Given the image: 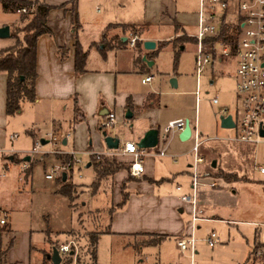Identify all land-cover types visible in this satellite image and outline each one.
Wrapping results in <instances>:
<instances>
[{"label": "rangeland", "instance_id": "374dc122", "mask_svg": "<svg viewBox=\"0 0 264 264\" xmlns=\"http://www.w3.org/2000/svg\"><path fill=\"white\" fill-rule=\"evenodd\" d=\"M4 1L0 0V25L11 22L8 25L18 35L17 38H13L12 44L6 47L11 48L16 46L18 40L23 38L24 34L21 29L26 24L27 19L20 13L6 9L3 5ZM111 1H89V5L92 7L90 9L91 14L96 17L107 14L106 7ZM130 2L131 6L135 8L136 15L141 18L144 17L145 6L147 8L146 0H130ZM165 3L170 5L172 15L174 12L177 13L179 21L186 25L188 32L194 33V9H196L197 0H165ZM130 10L131 7H128L124 11L123 17H129L127 15H129ZM167 20L170 23H160L161 25L156 27L158 36L164 35V37H167L175 33L177 37L187 33L176 18ZM176 25H178V28ZM137 30L135 28L132 33L139 35V30ZM174 37L172 41H174ZM10 43V38H0V49ZM184 47L183 50H177V52L173 42L168 43L165 47H155L152 50L155 55L153 60L155 65L151 67L152 70L150 72L153 74V82L142 83V79L148 76L145 73H130L122 78L124 79L123 84L132 91L140 92L154 89L161 95L162 106H167L165 111L167 116L187 115L193 126L198 118L197 120L200 121L203 127L205 123L209 122L212 114L219 113V109L224 106L229 108V113H235L237 109L236 77L230 74V66H226L227 64L223 65L221 66L223 67L222 69L216 65L214 76L212 72L206 70L198 84L194 69L195 45L192 42H187ZM132 48H136V46ZM173 78L179 82L176 87L171 83ZM211 78H214V82L210 81ZM198 86L200 93L196 97L194 91ZM215 97L220 99L219 104L213 103ZM35 110L30 104L25 103L22 113L7 116L5 127L6 146L5 148H0L6 152L5 154H0V209L9 212V218L6 228L0 225V252L4 253L2 257L6 255L4 257L5 264H42L43 252L45 255L52 254L53 248L69 241H74L79 252L77 263L87 264L90 261V236L96 234V232L100 233L107 230L110 211L113 206H117L113 203L115 184L117 182L114 181V175L109 176L103 180L98 190H94L91 183L94 180L93 168L86 167L90 157L85 154L86 151L81 148V145L83 147L87 145L88 147L92 142L94 147H98L97 135L95 134L97 129H94L93 122H82L75 131L74 126H70L69 122H65L62 125V132L72 131L73 134L70 145L65 147V149L74 148L71 143H73V137H75L80 144L75 147L78 151L77 156L83 160V164L76 165L74 172L68 176V183H72L76 187V197L71 200L60 193L59 191L63 185L61 181L63 176L60 177L58 173L54 179H48L46 178V173H49L54 165L69 161V157L58 153L31 154L30 151L33 150L38 137L33 138L29 135L27 129H31L33 125L38 129L40 128L42 130L40 137L42 138H45V135L51 129L52 131L56 130V127L53 129L51 123L45 120L47 115L42 118L39 116L36 119L37 112ZM115 113L117 123L114 127L108 128L107 132L111 133L113 128L118 129L122 143L128 138L138 143L149 131L146 128V117L148 116L140 115L133 119H127L125 117L126 112L120 110V112L117 111ZM36 121L38 122L34 124ZM217 126L218 131L212 134L211 137L213 138L221 140L223 138L226 139L228 136L234 137L236 135V131L232 128L228 129L221 126L219 117L217 118ZM175 133L177 134L178 131ZM13 134H18V138L11 140V135ZM171 136L172 134H170ZM165 139H167V134L162 127L160 129L159 142L155 149H163L166 146ZM227 140L239 142L234 139L227 138ZM250 146L255 148V151L244 162L247 176L239 181L237 185L239 188L237 196L241 212L240 219L246 222L264 223V174L260 173L258 169L260 166H264V144L255 145V143H252ZM50 147L48 143L44 146V149L48 150ZM175 148L171 147V150H175ZM203 148L204 145L202 146V151ZM205 148L207 150V147ZM24 150H27L30 156L36 155L37 159L35 161H41L34 165L31 177L28 179L23 172L30 171V163L27 162V168H23V164L26 161L15 159V156H11L17 153L20 158H24L26 156ZM9 152H12V154ZM44 157L46 158L45 163L42 161ZM152 158L155 160L158 175L169 178L168 184L170 187H175L179 183L182 187L188 186L190 190L186 192L190 193L193 177L184 171L193 173V168L186 165L187 162L192 163V156L188 155L180 159L182 160L181 164L179 162L177 166L171 169L164 166L160 157ZM116 159L130 166L131 159L129 157L118 156ZM13 161H18L19 164ZM231 163L233 164L232 161ZM7 164H9L8 168H6ZM180 168H182L181 171L183 172L178 174ZM122 171L127 172L126 178H130V181L136 178L130 174L129 169ZM205 174L207 175L208 173ZM210 176L213 175L210 174ZM228 178L230 179V177ZM215 179L218 180L217 178ZM218 182L220 181L218 180ZM98 194H102V197L105 198L103 203H96L95 199ZM216 227L197 223V228H200L199 231L197 229L198 233L196 235L198 240L196 251H199L197 264H217L220 261L223 264H230V260L232 264H235V261L241 258L245 251L248 253L244 236L252 243L250 227L242 226L237 228L236 226H227L231 229L230 236L226 226H222L225 227L223 230ZM48 230H50V233H45ZM213 231L217 233L220 242L215 248H210L205 242V238ZM156 239L158 238L144 237L137 240H125L114 238L113 236H101L98 238L96 246V264H191L181 254L180 250L176 248L177 243L167 242L163 245L160 242H155ZM225 245H228V248L222 249ZM246 258H248L247 255H245ZM211 260L213 262L209 263ZM249 264H253V261Z\"/></svg>", "mask_w": 264, "mask_h": 264}, {"label": "crops", "instance_id": "0c3cea01", "mask_svg": "<svg viewBox=\"0 0 264 264\" xmlns=\"http://www.w3.org/2000/svg\"><path fill=\"white\" fill-rule=\"evenodd\" d=\"M43 1L53 6V8L47 19V24L51 33L42 35L38 41L37 99L34 102L23 101L21 109L15 114L22 113L24 104L28 103L32 108L36 109V119L39 116L42 118L47 115L45 120L51 123L53 129L56 127L55 129L61 132L63 128L62 125L65 122H69L70 126H74L75 131L82 122H93L94 129H97L95 134L97 135L98 147H94L91 142V147L89 145L88 147L87 145L85 147L81 145V148H83L84 151L91 150L95 152H105L109 149L104 141V130L101 124L110 112H120V110L127 112V110H131L133 117L130 119L140 115L148 116L146 117V128H148V130L152 128L160 130L162 127L164 128L169 121L180 117L189 119L187 115L182 114L173 117L167 116L165 113L167 106H162L160 99L161 95L154 89L140 92L132 91L123 84L124 79L122 78L130 73H145L149 75L152 70L151 67L155 65V61H153L155 55L152 51L153 49H146L144 44L140 48L130 47L128 39L135 29H125L118 25L135 26L139 30H137L139 32V40L143 42L145 40H154L156 42V47H165L175 36V33L167 37H164V35L158 36V33H156V27H159V25H161L160 23H170L167 19L174 20V18H176L177 21L183 25L184 31L187 32L189 36L195 33L188 32L186 25L179 21L176 12L172 15L170 5L165 3V0H146L147 8L145 6V12L143 13L144 17L142 18L136 15L135 8L131 6L130 0H112L106 7L107 14L101 17H96L94 14H91L90 9L92 7L89 5V1L91 0ZM128 7H131L129 15H127L129 17H123L124 11L127 10ZM198 7L199 0H197V6L196 9H194L195 21L193 26H195V31ZM8 24H11V22ZM3 25L6 24L3 23L0 26ZM111 25L115 26L109 28ZM8 38L11 39V43L1 49L12 44L13 38ZM77 39L83 49L88 52L86 70L80 75L76 73ZM161 43L165 45L161 46ZM193 44L195 45L196 56V44ZM145 56L148 57L149 62L143 59ZM150 61H153V65L150 64ZM216 65L222 69L223 67L221 66L223 65L230 66V74L235 76L236 61L234 58L218 59L210 65V67L207 66L209 68L206 67L204 72L209 70L214 76ZM153 79L151 82H153ZM210 81L214 82V78H211ZM178 83L177 80V86L179 85ZM7 86V72H0V148H5L6 146L5 127L7 124V116L15 115H8L6 111ZM194 92L197 97V88ZM129 99H131V108L128 107ZM219 103L220 99L219 102L215 104ZM217 114H212L209 122L205 123L203 127L200 121L197 120L203 137L200 151L205 157V162L202 164L203 166H201V171L204 174H209L211 172L210 174L213 175L210 176V174H207L205 179L217 178L220 181V186L216 188H209L207 186L200 187V207L204 209L203 217L205 220L199 223L213 225L214 227L217 226L222 230L225 228L222 226H236L237 228L242 226L250 227L252 243L244 236L248 253L245 251L244 255L235 261V264H249L251 261H247L257 243V224L260 223L246 222L240 219L241 212L237 196L239 188L237 185L239 181L247 176V169L244 168V162L248 160L247 157L251 156V153L254 154L255 148L251 147L250 144L252 143L249 142H230L227 140L230 136L221 140L211 137L212 134L218 131L217 118L219 117V121L221 122V117L223 115L220 109ZM229 114L237 116L236 111L235 113H229L228 111L225 115ZM37 122L38 121L34 122V124ZM89 129L91 131L90 126ZM232 129L236 131L234 127H232ZM41 131L40 128L38 129L34 127V125L31 129H27V132L33 138L40 137ZM180 132L181 131L177 134L172 133L171 137L170 134H168L167 139H165L166 146L160 149L176 154L177 156L175 158L172 156H154L160 157L166 168H174L179 162L181 164L182 160L180 159L188 155L191 156L190 150L192 146L190 145H193V140H182L180 138ZM108 134L119 137L121 144L125 142L122 143L120 131L116 128H113V131ZM73 138V143L71 144H73L75 148L80 144L75 137ZM70 140L67 142V146L70 145ZM127 140L132 139L128 138ZM203 145L204 148L202 151ZM171 147L176 148L175 150H171ZM205 147H207V150ZM149 149L156 152L160 151L159 149H155V147ZM24 151L26 152L24 158H20L17 153L11 156H15V159H22L30 163V171L23 172L28 179L31 177L34 165L41 161H35V159H37L36 155L30 156L27 150ZM45 157L42 160L44 163L46 162ZM152 157L153 156L146 157L145 173L142 177L135 178L127 183V190L129 192L128 200L122 208L115 210L112 214V233L101 234L100 237L113 236L114 238H122L125 240H137L144 237L163 236L165 239L160 243L164 245L167 242H174L173 244L178 243L181 239L191 235V204L183 202L180 198L183 193H189L186 191L190 189L188 186L182 187L179 183H177L175 187H170L168 184L170 181L169 178L165 176L160 177V175H158L155 160ZM15 163H18V161ZM88 163H91L90 160ZM186 165L191 168L192 163L190 164L187 162ZM87 168H93L94 171V167L92 166H88ZM181 169L182 168L178 170V174L183 172ZM184 172L192 175L191 172ZM223 172L235 174L242 179H226L221 175ZM260 173L262 172L260 171ZM93 175V178H95V171ZM126 177L127 172L124 171H120L114 175V181L117 182V184H115L113 203L116 205L122 200L121 184ZM178 186H181L180 190L177 189ZM95 200L96 203H103L105 198L102 197V194H98ZM7 226L8 222L6 225H3L5 228ZM197 229L198 231L200 230V228ZM198 231L196 230V235ZM230 231L231 229L227 227L229 236ZM45 233L49 234L50 230ZM176 248L180 250L178 244H176ZM226 248H228V245H225L222 249ZM180 252L191 264H197L199 261V251H196V256L193 261L190 259L188 253H182L181 250ZM50 255L52 254L45 255L43 252L42 264H44L46 256L48 257ZM245 255H247L248 258L245 259ZM4 257H6V255ZM4 257L0 258V264H5ZM212 262L213 260L209 263ZM217 264H223V262L220 261L217 262ZM230 264H232L231 260Z\"/></svg>", "mask_w": 264, "mask_h": 264}, {"label": "built area", "instance_id": "2783aa9c", "mask_svg": "<svg viewBox=\"0 0 264 264\" xmlns=\"http://www.w3.org/2000/svg\"><path fill=\"white\" fill-rule=\"evenodd\" d=\"M35 5H25L17 9V13L30 14L34 11ZM225 26L230 27L225 39H217L223 33ZM196 38V56L195 69L198 84L202 74L207 66L212 65L218 59L234 58L236 61V115L232 116L235 122L236 135L228 137L242 142L255 144H264V0H199L197 12L196 31L192 34ZM140 39L136 33H131L128 41L131 47H135ZM153 74L142 79L144 84L150 83ZM200 89L197 88L199 96ZM218 103V97L213 99ZM223 115L227 114L229 108L221 107ZM226 116V115H225ZM117 116L115 112H110L101 126L104 131L115 126ZM186 124V118L180 117L168 122L164 127V132L168 134L181 131ZM191 140L193 145L190 150L192 156L193 181L190 193H183L181 200L191 204V222L192 233L189 237L178 241V247L182 253H188L193 261L196 256V230L197 223L204 221V209L200 207L199 190L201 186L216 188L220 182L215 178L205 179L206 174L202 173L201 165L205 162V157L200 151L203 143L202 132L196 119L195 124H191ZM72 131H50L45 138H36L35 146L31 152L34 153H58L68 155L69 161L63 164H56L46 178L54 179L58 174L60 177L64 173L70 176L74 172L76 165H82L83 160L77 156L78 151L75 148L65 149L67 142L72 138ZM18 138V134L11 135V139ZM43 140L46 143H43ZM66 141V143H64ZM50 144V149L45 150L44 146ZM0 149V154H5ZM8 153V152H7ZM12 154V152H9ZM89 157L106 155L112 157L126 156L131 159L129 172L133 177L140 178L145 173V161L148 156H172L166 150L154 151L149 148H142L134 140H126L118 149H108L105 152H95L87 150L85 152ZM7 164L6 168H8ZM27 162L23 168H27ZM87 167V166H86ZM260 171L264 173V166H260ZM4 175V174H3ZM177 189H181L178 186ZM9 218V212L0 210V225H6ZM257 243L251 255L253 264H264V223L257 224ZM205 242L210 248H215L220 239L215 231L205 238ZM58 251L62 260L72 257L73 264H78L79 252L74 241L58 246Z\"/></svg>", "mask_w": 264, "mask_h": 264}, {"label": "trees", "instance_id": "16d2710c", "mask_svg": "<svg viewBox=\"0 0 264 264\" xmlns=\"http://www.w3.org/2000/svg\"><path fill=\"white\" fill-rule=\"evenodd\" d=\"M34 4L35 8L34 11L30 14H22L25 19H27L26 24L21 29L24 36L22 39L18 40L16 46L11 48L2 49L0 51V72H7L8 74V86H7V102H6V111L8 115H13L17 113L21 107L23 101L34 102L37 99V92H36V81L38 78V69H37V47L39 38L47 33H51L50 28L47 24V19L49 13L53 6L47 4L43 0H5L3 5L6 9H10L12 12H16L18 8ZM115 25H111L110 27H114ZM117 26V25H116ZM123 28H132L135 29V26L132 25H118ZM178 28V25H176ZM230 27L225 26L223 29V33H221L220 37L215 38L217 39H225V35L229 32ZM11 37L17 38L18 35L15 34V31L11 30ZM170 42V41H169ZM174 46L177 50H183L184 45L187 42L196 43V38L193 36H189L187 33L184 35H178L174 37ZM144 44L143 41L138 40L136 47H141ZM166 44V42H165ZM161 43V46L165 45ZM179 52L177 53L176 60L178 57ZM88 58V52L83 49L79 40L77 39L76 43V73L82 74L86 70V61ZM148 59V57H147ZM149 60V59H148ZM131 99H129L128 107L131 108ZM91 166L94 167L95 171V178L92 182L94 190H98L102 185V182L105 178L115 175L116 173L122 170H128L129 166L125 165L124 163L118 161L116 157L112 156H100L97 157L96 155L90 156ZM224 178L229 179L228 177L234 179H242L239 178L235 174L231 173H222L221 174ZM63 185L60 189V193L66 195L69 199L73 200L76 196V187L72 183H68V179L66 181L62 180ZM130 181V178H126L123 181L121 186L122 190V200L117 206H113L110 211L109 217V226L107 227L106 231L96 232L90 236V252H89V260L87 264H96L97 260V251L96 246L98 242V238L101 234H111V218L112 214L115 210L122 208L129 196V192L127 190V183ZM155 242H162L165 237L160 236L157 237ZM150 243V242H149ZM253 252V251H252ZM248 258V261H251V255ZM2 257L3 253L0 252ZM44 264H52L51 259L46 256L44 260ZM61 264H73V258L68 257L62 260Z\"/></svg>", "mask_w": 264, "mask_h": 264}, {"label": "water", "instance_id": "95a60500", "mask_svg": "<svg viewBox=\"0 0 264 264\" xmlns=\"http://www.w3.org/2000/svg\"><path fill=\"white\" fill-rule=\"evenodd\" d=\"M11 37V27L6 24L3 26H0V38H8ZM144 47L148 50L154 49L156 47V42L153 40H145L144 41ZM145 61L149 62L147 57L145 56L143 58ZM150 64L153 65V61H150ZM171 83L173 86H177V80L175 78L171 79ZM133 117V113L131 110H127L126 112V118L130 119ZM221 125L224 128H232L235 126V122L233 120L232 115H222L221 117ZM159 134L160 130L156 128L150 129L143 138L140 139L138 142V146L142 148H153L156 147L159 142ZM192 134V126L190 119H186L185 127L180 132V138L182 140H188L191 138ZM261 134L264 136V131L261 132ZM104 141L109 149H118L121 145V140L119 137L113 136L108 134L107 131L103 132ZM43 143H46L45 140H43ZM66 143V141H64ZM28 159V158H27ZM91 166V163L87 164V167ZM63 180H67V173L63 174ZM51 259L52 264H61L62 263V257L59 254V251L57 248L53 249L52 255L48 256Z\"/></svg>", "mask_w": 264, "mask_h": 264}]
</instances>
